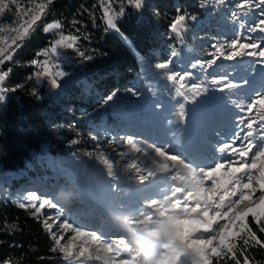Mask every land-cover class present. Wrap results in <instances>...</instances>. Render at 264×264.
<instances>
[{
  "label": "rangeland",
  "instance_id": "rangeland-1",
  "mask_svg": "<svg viewBox=\"0 0 264 264\" xmlns=\"http://www.w3.org/2000/svg\"><path fill=\"white\" fill-rule=\"evenodd\" d=\"M27 1L16 0L15 4L10 3L9 8L0 14V40L8 43L9 34L15 33V29L21 28L28 19L24 11L43 2ZM235 2L238 0H226L225 5L218 6L216 0H200L198 16H195V20L186 21L187 27L182 37H176L169 26L166 32L167 41L146 54L137 52L127 39L120 36L117 28L115 30L107 28L111 33L119 35L133 54L138 72L127 86H117L114 92L108 91L105 94H101L100 88L92 83L91 76L84 66L85 60L77 54V41L76 47L72 49L59 48L56 54L50 53L47 57L42 55L45 50L50 51L61 35L69 36L63 34L60 29L43 31L51 36V42L38 52L36 60L42 63L47 59L50 71H62L65 75L55 77L56 87L49 83L51 77L42 76L37 82V73H43V69L32 64L31 78L43 91L45 98L60 102L58 112L69 120V123H61L56 128L62 132L59 134L61 140L67 138L68 142L62 150L57 149L55 153H51L50 148L43 145L37 153L35 164L32 166L25 163V170L0 171V193L6 194L5 197L18 205L26 202L23 193L29 189H35L34 193L38 195L37 206L45 198L55 199L54 202L62 207L63 218L57 220L55 216L57 209L47 207L42 210L40 217L42 224L47 220L49 224H53L52 231L58 236H64L62 244H66L75 236V233L59 227L64 219L84 231H96L98 235L103 233L101 238L106 242H112L117 240L119 235L124 238L130 235L113 220L114 215H129L133 221L139 222L147 219L152 225L165 217L168 218L160 215L161 211H166L163 204L165 201L168 204L172 203L173 187L189 189L181 180V176H188L189 168L181 163L166 161L156 149H164L168 155L178 154L184 158L185 163L196 167L207 168L210 165L214 166L215 162L227 163V159L222 161L218 150L214 149L223 141L232 139H235L234 147H242L246 141L240 138L244 135L241 131L244 128L241 121L249 120L246 107L237 109L229 103V99L238 103L241 100L247 104L256 98L257 92L264 90V62H260L264 58L237 57L229 61L223 57L217 59L215 55L214 46L218 43L227 44L241 34L245 37L249 35L246 27L244 29L239 27L241 21L248 25L254 24L260 18L259 10L253 9L247 15L241 16L239 21L233 22L230 13ZM109 4L115 11L121 5V0H105L102 14L105 6ZM123 6L126 7L125 13L134 14L141 10L128 6L127 0H123ZM184 12L189 17L193 16L189 14L187 8ZM104 22L106 25L105 18ZM251 35L258 43L260 42L261 33L255 32ZM173 49L177 53L175 57L171 56ZM9 55L11 59L0 64V73L10 72L4 70V66L11 64L14 51L5 54ZM209 59L216 60L211 67L203 69L192 67L197 61ZM169 61L172 73L183 74L189 71L193 73L186 81L188 87L191 86V82H209V90L195 100H180L185 104L184 118L175 115L178 103L177 98H174L172 82L167 80L170 70L155 68L156 63ZM221 76H226L230 82L240 87L225 92H221L219 88L213 91L214 86L210 81L213 78L220 79ZM8 77L0 87H4ZM229 93L236 95L229 97ZM109 95L113 97L111 100L107 99ZM9 97L10 93H5L0 102L6 101ZM250 115L253 119L257 118L255 110ZM172 120L176 122L169 123ZM255 131H258V125L254 126ZM127 136H132L136 140L140 146L139 150L131 145L111 143L114 139ZM74 140L76 143H72ZM255 143L259 144L260 141L256 140ZM102 149L110 155L111 174L108 166L99 159V151ZM255 150L257 149L254 148L246 158L249 163ZM166 162L170 167L160 170ZM149 171L153 172V177L141 184L138 176L147 175ZM205 186L211 187V181H205ZM176 198L183 201V194H177ZM151 200L158 203L148 207ZM189 205H194V202L189 201ZM49 216L52 219H48ZM133 231L143 233L144 229L139 223L134 224ZM204 235L206 237L208 234ZM49 236L51 237L50 233ZM85 239L77 237L74 242L79 244ZM60 255L61 258L56 264H69L64 261L62 254ZM87 264L102 262L90 261Z\"/></svg>",
  "mask_w": 264,
  "mask_h": 264
},
{
  "label": "snow or ice",
  "instance_id": "snow-or-ice-1",
  "mask_svg": "<svg viewBox=\"0 0 264 264\" xmlns=\"http://www.w3.org/2000/svg\"><path fill=\"white\" fill-rule=\"evenodd\" d=\"M143 2L144 0H127V5L140 10ZM10 3L15 4L16 0H0V14H3L9 8ZM216 3L218 6H223L226 0H216ZM52 4L53 0H43V2L36 4L35 8L25 10L24 15L28 16V19L24 21L21 28L15 29L17 35L12 38L11 43L16 44L18 40L27 37L30 31L34 30L37 21H40L42 16L47 15V10L50 9ZM17 8L19 9L18 4ZM253 9L259 10L258 15L260 18L258 21L248 25L242 21L239 23L241 29L247 28L249 35L245 37L241 34L227 44L218 43L215 45L217 59L223 57L232 61L237 57L264 58V0H238L232 6L230 18L233 22H237L241 16L247 15ZM125 12L126 7L123 6V0H121L118 10L113 11L111 4L105 6L103 15L107 28L112 30L118 28L117 21ZM189 19L195 20L196 17H189L187 13L178 12L170 24L171 32L176 37H182L187 27L186 21ZM61 27V22L54 21L47 23L43 27V31L50 32L53 29H61ZM255 32L262 34L259 43L251 35ZM242 40L247 42H242ZM76 41V35H61L52 45L50 51L45 50L42 55L47 57L50 53L56 54L59 48L72 49L76 47ZM0 45H3L0 46V57H4V59H0V64H3L4 60L11 59L10 55L5 56V52L11 47V44L0 40ZM77 54L83 60L92 58L91 55L86 54V51H81L79 48H77ZM176 55L177 53L173 49L171 56L175 57ZM260 62H264V59ZM31 63L43 69V73H37V82L42 76L51 77L48 81L52 87H56L57 79L55 77L65 75L62 71H50L47 59L42 63L33 59ZM170 63L171 61L159 62L155 64V68L170 70ZM215 63V59L197 61L192 67L203 69L211 67ZM192 75L193 73L190 71L181 74L172 73L170 70V74L167 76V80L172 82L171 87L174 91V98H177L178 110L175 115L183 118L185 104L180 100H195L196 97L209 90L208 81L191 82V86L188 87L186 81ZM8 76L9 72L7 71L0 73V84H3ZM210 84L214 86L213 91L219 88L221 92L240 87V85L230 82L226 76H221L220 79L213 78ZM21 86L17 85L16 88ZM16 88L0 87V100L4 98L5 93L14 91ZM33 94H36L35 90ZM231 95H236V93H229V97ZM112 98V95L107 97L108 100ZM229 103L237 109L246 107L249 120L246 122L241 121V124L244 125L241 130L244 135L240 138L246 141L242 147H234L235 139H232L231 141H223L214 149L218 150L222 161L227 159V163L215 162L214 166L210 165L207 168L196 167L185 163L184 158H181L178 154L168 155L166 150L156 149L160 155L166 158V161L181 163L189 168L187 178L192 184L187 190L173 187L171 193L172 203L168 204L165 201L163 204L166 211H161L160 215L168 217L172 236L171 239L161 245V255L157 264H213V258L216 259L217 264H220L221 260H224V264H227V260L224 258L234 261L235 264H241L238 252L244 255L245 250L251 247L264 249V238L258 235V232L264 233V90L257 92L256 98L247 104L241 100L238 103L231 99H229ZM253 110L257 114L256 119L251 118L250 114ZM175 122V120L169 121V123ZM257 125L258 131L254 132V126ZM256 140H259L260 143L256 144ZM72 143H76V141L74 140ZM111 143L131 145L136 150H139L140 147L132 136L122 137L118 140L114 139ZM254 148L257 150L254 151L249 163L246 158L253 152ZM89 155H92V153H89ZM235 157L239 159L236 160ZM99 159L108 166L111 173L112 163L106 150L99 151ZM234 164H238V166H233ZM169 167L170 165L166 162L160 170H166ZM153 175V172L149 171L147 175L138 176V180L141 184H144ZM205 181H211V187H206ZM177 194H183V201L176 198ZM23 199L26 202L19 203V207L32 209L31 214L34 218L39 219L42 210L46 207L57 209L55 213L57 220L63 218L62 207H59L51 198L41 200L38 206V195L34 192H29ZM189 201H193L194 205L190 206ZM157 203L158 201L151 200L147 206L152 207ZM249 217H251L257 230L250 226ZM48 219H52V217L49 216ZM149 219H151V216ZM139 223V221H133V224ZM43 226L51 234L52 252L62 254L64 261L69 262V264H87L90 261H101L102 264H139L137 257L125 246L124 237L106 242L101 238L103 233L98 235L96 231H84L80 227H74L72 222L64 219L59 227L65 231L75 233V236L66 244H62L64 236H58L56 232L52 231L53 224H49L47 220H44ZM10 227L15 228L16 226L12 224ZM204 234L208 235L205 237ZM77 237H85L86 239L77 244L74 242ZM237 241H242V248L238 249ZM122 256L126 258H120ZM4 264H10V262L5 261ZM243 264H249L247 255H244Z\"/></svg>",
  "mask_w": 264,
  "mask_h": 264
},
{
  "label": "trees",
  "instance_id": "trees-1",
  "mask_svg": "<svg viewBox=\"0 0 264 264\" xmlns=\"http://www.w3.org/2000/svg\"><path fill=\"white\" fill-rule=\"evenodd\" d=\"M104 1L53 0L47 15L37 21L27 37L12 44L11 40L17 32L9 34L8 44L11 47L5 54L14 51V55L11 64L4 66V70L10 71L4 87L22 86L10 91V97L0 102L1 172L25 170V163L35 164L43 145L55 153L68 142L67 138L61 140L59 134L62 132L56 128L61 123H69L58 112L60 102L45 98L31 78V61L51 42V36L43 32L47 23L59 21L63 34L77 36L79 50L92 56L84 63L88 75L92 83L100 88L101 94H105L114 92L117 86H127L138 72L136 60L121 37L127 39L140 54L149 53L167 41V29L178 12L185 13L187 8L189 14L198 16L200 0H144L139 13L127 12L118 21L117 30L121 37L107 30L102 14ZM4 195L0 193V264L5 261L10 264L58 263L61 255L52 252L53 241L43 227L41 217L34 218L32 209L20 208ZM248 219L250 226L257 230L251 217ZM12 224L16 227L11 228ZM258 235L264 238V233L258 232ZM237 247H243L242 241H237ZM244 255L249 257V264H264L262 248H248ZM244 255L238 252L241 264ZM224 259L227 264H235L228 258ZM213 264H217L215 258ZM220 264H224V260Z\"/></svg>",
  "mask_w": 264,
  "mask_h": 264
},
{
  "label": "clouds",
  "instance_id": "clouds-1",
  "mask_svg": "<svg viewBox=\"0 0 264 264\" xmlns=\"http://www.w3.org/2000/svg\"><path fill=\"white\" fill-rule=\"evenodd\" d=\"M181 180L184 181L186 187L192 186L186 175L181 176ZM113 220L123 230L130 233L129 237L125 238V246L137 257L139 264H157L161 245L172 236L167 218L161 219L154 225L147 219L141 221L140 227L144 229L143 233L133 231V218L129 215H114Z\"/></svg>",
  "mask_w": 264,
  "mask_h": 264
},
{
  "label": "bare ground",
  "instance_id": "bare-ground-1",
  "mask_svg": "<svg viewBox=\"0 0 264 264\" xmlns=\"http://www.w3.org/2000/svg\"><path fill=\"white\" fill-rule=\"evenodd\" d=\"M29 192H35V189H29V190H26L25 193H27L26 195H28ZM25 195V194H24ZM122 235H119L117 238H121Z\"/></svg>",
  "mask_w": 264,
  "mask_h": 264
}]
</instances>
